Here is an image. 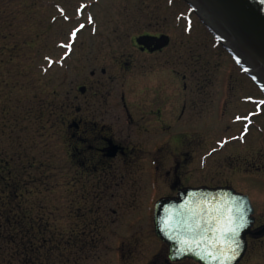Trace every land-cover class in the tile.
<instances>
[{
  "label": "rangeland",
  "instance_id": "374dc122",
  "mask_svg": "<svg viewBox=\"0 0 264 264\" xmlns=\"http://www.w3.org/2000/svg\"><path fill=\"white\" fill-rule=\"evenodd\" d=\"M157 32L171 38L160 55L166 66H144L160 57L141 56L131 37ZM181 59L185 65L180 66ZM128 60L133 66L121 68ZM181 70L189 85L201 81V113L188 110L176 125L172 119L171 133L187 121L189 133H197L201 144L199 181L235 186L251 198L256 217L264 220V94L186 0H0V158L8 161L0 183L6 177L22 186L20 208L32 209L34 217L47 214L59 232L68 233L75 222L68 212L72 193H82L80 182H74L75 188L69 183L71 122L83 117L89 100L96 105L100 96H132L137 84L142 91L144 79L156 81L162 73L170 74L173 83L177 80L171 72ZM176 137L171 150H177ZM173 160L157 172L141 163L124 183L114 185L115 194L131 193L139 207L153 206L168 190L164 177L173 171ZM97 180L87 179L88 192L101 190ZM5 220L0 215V224ZM0 234L2 258L23 248L17 242L9 245L6 231ZM250 256L263 264L259 249Z\"/></svg>",
  "mask_w": 264,
  "mask_h": 264
},
{
  "label": "flooded vegetation",
  "instance_id": "af4514ba",
  "mask_svg": "<svg viewBox=\"0 0 264 264\" xmlns=\"http://www.w3.org/2000/svg\"><path fill=\"white\" fill-rule=\"evenodd\" d=\"M131 40L135 51L146 58L160 57L171 43L167 34L158 32L143 33L131 37ZM148 62L144 66H166L162 57L158 63ZM181 64L185 65L184 59L180 60ZM119 65L123 69L133 66L129 60ZM171 73L177 80L173 83L168 81L171 76L168 73H162L156 81L147 76L145 88L140 91L137 84L132 96L122 94L118 100L100 96L96 105L89 100L83 117L71 122L67 133V159L72 174L69 183L75 188L74 182H80L82 193H72L74 198L70 200L68 212L75 222L68 233L59 232L56 224L48 221L47 214L36 213L34 217L32 209L20 208L24 200L22 186L2 178L0 215L6 214L9 218L8 223L0 224V231L8 234L4 237L10 240L9 245L17 242L25 249L34 248L35 253L6 255L0 257V261L8 264H201L189 256L176 258L171 255L170 244L156 234V202L163 198H177L185 189L228 187L247 194L233 185L199 181L202 154L197 133H189L192 131L190 125L187 127V121H182L181 126L178 125L179 131L173 135L171 120L174 119L176 125L185 120L188 110L201 113L198 108L202 103V84L197 80L194 86L189 85L188 75L183 70L178 74ZM102 74H106V69H102ZM81 91L85 93L86 86ZM197 124L195 121V128ZM175 137L178 139L177 150H171ZM172 158L173 171H166L164 177L169 191L159 196L153 206L139 207L138 197L131 193L125 196L119 193L120 197L115 194L114 185L124 183L129 174L138 171L137 166L141 163L147 162L157 172L165 161L170 162ZM7 162L0 158V176ZM91 178L98 179L101 190L87 191L86 181ZM107 201L114 208L108 207ZM255 214L254 208L251 234L246 237V252L238 264H259L257 258L250 256L256 249L262 252L264 259V220H259Z\"/></svg>",
  "mask_w": 264,
  "mask_h": 264
},
{
  "label": "water",
  "instance_id": "95a60500",
  "mask_svg": "<svg viewBox=\"0 0 264 264\" xmlns=\"http://www.w3.org/2000/svg\"><path fill=\"white\" fill-rule=\"evenodd\" d=\"M186 1L264 88V0ZM228 214L238 231L225 238L217 229ZM253 214L250 198L233 188L185 189L177 198L156 202L154 223L173 257L189 256L201 264H238L246 252Z\"/></svg>",
  "mask_w": 264,
  "mask_h": 264
},
{
  "label": "snow or ice",
  "instance_id": "6c2138e0",
  "mask_svg": "<svg viewBox=\"0 0 264 264\" xmlns=\"http://www.w3.org/2000/svg\"><path fill=\"white\" fill-rule=\"evenodd\" d=\"M81 27H83V25H81ZM77 31H79V29H77ZM72 36L75 37V32L72 33ZM70 47V45H69ZM264 103V102H262ZM239 119V117H238ZM226 211H229V210H226ZM235 225V220H234V217L231 215V214H228L225 221H224V224L222 225L221 228L217 229L218 232H220L221 236L222 237H227L228 234H235L237 231H238V227L237 226H234ZM222 242H226V239Z\"/></svg>",
  "mask_w": 264,
  "mask_h": 264
},
{
  "label": "trees",
  "instance_id": "16d2710c",
  "mask_svg": "<svg viewBox=\"0 0 264 264\" xmlns=\"http://www.w3.org/2000/svg\"><path fill=\"white\" fill-rule=\"evenodd\" d=\"M4 189L5 188H2L1 190L4 191ZM1 216L6 219L5 220L6 221L5 223H8L7 218H9V216L6 215V214L1 215ZM14 251L16 252V255L15 256H17V255L19 256V255H22V254H25V255H34V253H35V249L34 248H30V247H27L26 249L25 248H21V247H16V248H14Z\"/></svg>",
  "mask_w": 264,
  "mask_h": 264
}]
</instances>
